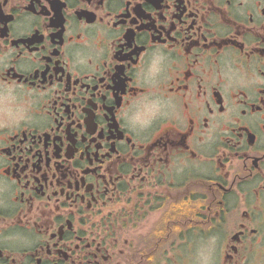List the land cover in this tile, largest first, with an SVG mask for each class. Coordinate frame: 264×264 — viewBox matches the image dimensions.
<instances>
[{
  "label": "flooded vegetation",
  "instance_id": "af4514ba",
  "mask_svg": "<svg viewBox=\"0 0 264 264\" xmlns=\"http://www.w3.org/2000/svg\"><path fill=\"white\" fill-rule=\"evenodd\" d=\"M0 264H264V0H0Z\"/></svg>",
  "mask_w": 264,
  "mask_h": 264
}]
</instances>
